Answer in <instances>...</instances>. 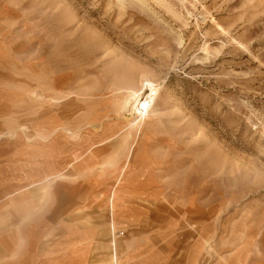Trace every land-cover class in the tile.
Wrapping results in <instances>:
<instances>
[{"label": "rangeland", "instance_id": "obj_1", "mask_svg": "<svg viewBox=\"0 0 264 264\" xmlns=\"http://www.w3.org/2000/svg\"><path fill=\"white\" fill-rule=\"evenodd\" d=\"M151 90L143 119L125 98ZM0 147L3 231L112 264V196L151 264H264V0H0Z\"/></svg>", "mask_w": 264, "mask_h": 264}, {"label": "crops", "instance_id": "obj_2", "mask_svg": "<svg viewBox=\"0 0 264 264\" xmlns=\"http://www.w3.org/2000/svg\"><path fill=\"white\" fill-rule=\"evenodd\" d=\"M96 129L98 128L94 129L95 132H97ZM121 129L114 135L97 142L93 147L109 146V144L116 141L114 137L118 135ZM12 140H16V138H12ZM49 154L53 155L51 153ZM21 156L20 150H7L6 147H0V212L6 211L10 207L12 203L10 201L12 200L17 204L19 195L23 191L20 185L18 186L17 176L14 174V171L12 172L13 166L11 165L19 162L22 158ZM72 166V163L65 164L62 171L71 169ZM59 177H63V174ZM111 201L112 196L109 197L108 201V207L111 211V230L113 232V238H115L111 242L112 264H127V259L129 256H133L132 254L142 256L144 258L142 264H151L148 248L145 245L135 242L132 246L127 245L123 249L118 245L116 241V238H118L116 237V227L120 224V220L118 218V223L113 220L114 216L111 208L113 205ZM5 214L0 215V219ZM11 227L8 231L0 229V264H88L89 244L86 243L85 237L71 236L73 239L62 238L56 247L54 246L49 249L45 245H40L43 243L42 238L23 237L22 219H16L14 226ZM24 241L30 243L28 250L25 251V255H23ZM45 254L46 256H44ZM3 259L8 261L2 262Z\"/></svg>", "mask_w": 264, "mask_h": 264}, {"label": "bare ground", "instance_id": "obj_3", "mask_svg": "<svg viewBox=\"0 0 264 264\" xmlns=\"http://www.w3.org/2000/svg\"><path fill=\"white\" fill-rule=\"evenodd\" d=\"M150 85V84H149ZM149 85H143L144 88H147ZM159 93V90H151L150 95L146 97V99L142 102L143 93L139 92H129L127 93V97L125 98V102L127 104L130 103H138L139 108L137 114L141 116V118H146L149 114V111L154 107V101ZM123 122V121H122ZM95 129V128H94ZM97 132H100V128L96 129Z\"/></svg>", "mask_w": 264, "mask_h": 264}]
</instances>
